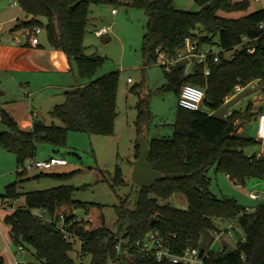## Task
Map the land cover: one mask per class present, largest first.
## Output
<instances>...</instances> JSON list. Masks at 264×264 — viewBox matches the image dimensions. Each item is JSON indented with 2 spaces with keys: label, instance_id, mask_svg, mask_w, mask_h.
I'll list each match as a JSON object with an SVG mask.
<instances>
[{
  "label": "trees",
  "instance_id": "obj_1",
  "mask_svg": "<svg viewBox=\"0 0 264 264\" xmlns=\"http://www.w3.org/2000/svg\"><path fill=\"white\" fill-rule=\"evenodd\" d=\"M79 1L75 8L71 5ZM199 11L178 8L174 0H131L143 8L148 16L143 36L142 54L156 62L157 48L175 54L188 38L200 43L215 42L233 57L220 53V61L211 63L205 75L197 65L194 72L185 73V63L166 69L168 82L163 89L173 88L180 96L182 87L192 83L205 89L204 105L217 110L239 85L264 78V7L239 17H227L220 11L246 9L249 1L196 0ZM32 18L20 27L40 26L46 30L51 46L63 50L78 65L81 77L88 83L64 91L65 99L53 108L62 124L45 123L35 119L31 130L19 127L15 118L1 110V119L9 130L0 131V146L14 152L18 162L37 157L40 144L66 145L69 130L89 134H113L118 114L119 72L113 71L94 78L104 58L86 52L84 38L91 21L92 4H114L116 0H18ZM208 4L206 7L205 5ZM40 17H45L42 21ZM254 48L251 52L250 49ZM139 91L138 85L133 86ZM138 134L147 127L148 109L138 104ZM240 111L217 115L205 109L190 110L180 106L172 137H154L149 142V161L164 177L151 186L140 185L135 199L130 194L120 196L116 205L118 231L107 226L103 204L73 197L74 186L63 184L25 193L26 204L6 215L11 227V239L18 246L28 243L34 248L36 262L30 264H187L158 260L150 251L135 244L149 233H155L175 254H183L189 247H197L204 256L203 264H264V202L250 210L232 197H218L211 186L209 172L215 168L226 173L235 183L264 178V153L250 152L258 140L239 132L236 122ZM256 116L248 109L246 120ZM135 157L140 145L136 142ZM26 173L18 170V174ZM47 172H39L41 175ZM68 178L72 173H47ZM22 180V179H21ZM17 182L8 187L6 197L16 198ZM113 183L126 185L125 176L117 166ZM175 194L185 195L189 207L180 208L168 202ZM83 209L87 217L79 218ZM44 210L45 216L36 213ZM64 215L72 238L65 237L56 224ZM237 223L244 236L234 249L216 252L201 247L205 232H222L221 223ZM233 226V224H232ZM129 240V253L116 248L119 238ZM81 240L79 258L71 254L75 239ZM90 259L86 260L85 257ZM0 264L5 259L0 255Z\"/></svg>",
  "mask_w": 264,
  "mask_h": 264
},
{
  "label": "rangeland",
  "instance_id": "obj_2",
  "mask_svg": "<svg viewBox=\"0 0 264 264\" xmlns=\"http://www.w3.org/2000/svg\"><path fill=\"white\" fill-rule=\"evenodd\" d=\"M240 1V0H232ZM246 9L235 11H220L219 13L227 17H239L252 12V7L262 5L263 0H248ZM14 0H0V25L2 32L14 34L18 41H28V35L25 29L30 27H20L13 29L15 22L21 19H27L28 14L20 4L13 5ZM131 0H116L114 4H92L91 21L88 25L84 43L86 52L96 53L104 58L103 63L97 69L95 77L110 73L119 72L118 83V114L115 120V129L113 134H89L84 131L69 130L67 133L66 145L53 146L49 143L39 145L37 157L47 158L49 155L63 156L68 160V164L57 166L47 173H72L68 178H61L51 174H41L35 169L26 171L24 174H18V170L29 164L25 160L23 164L18 162L14 152L0 146V255L6 254L12 259L17 258L21 264H30L36 262L34 248L23 243V247L16 245L11 239L10 225L6 222V215L12 209L26 204L25 193L38 189H47L63 184L74 186L73 197L83 201H93L103 204V212L109 229L118 231L116 205L120 203V196L130 194L133 201L136 197L140 184L132 177L133 160L136 153V142L139 140L137 118L139 114L138 104L143 101L148 109L147 131L148 141L154 137H172L174 134V122L177 112L180 108L179 97L173 88L163 89L168 82L166 69L161 62L148 61L143 57L142 44L143 36L146 32L148 16L146 11L138 6L132 5ZM178 8L188 9L190 11H199L202 6L196 0H174ZM117 8L118 13H112V8ZM16 16V20L6 21L9 17ZM19 17V19H17ZM46 21L45 17L40 18ZM113 25V30L104 35L98 36L95 29ZM42 41L47 40L45 29L39 32ZM231 50L225 52V57H229ZM73 69L70 74L76 73L73 85L88 83L90 78H84L79 75L78 65L72 60ZM74 72V73H73ZM51 74L46 82L53 83L52 86L37 91L29 96L26 92H13L21 96V102L25 101L23 106L26 108L27 116L31 114L45 123L55 122L62 124L60 118L53 113L56 104L65 99L64 91L74 86H56L62 78L60 72ZM69 73L66 74V76ZM131 78V81H129ZM260 79V78H259ZM255 79L248 83L243 89L236 88L235 92L227 97L225 103L214 113L217 115H227L234 110L240 111V124L244 127L242 134L254 136L258 143L248 148L250 152H258L264 148V140L258 136V126L253 121L256 116L246 120L248 109L253 113V106L264 111V79ZM35 78V81H38ZM138 85L139 91H135L133 86ZM240 87L242 85H239ZM238 87V86H237ZM29 90V89H28ZM25 91V90H24ZM8 95L0 91V103L6 101ZM31 102V108L26 107ZM27 103V105H26ZM20 104V103H19ZM17 104V106H21ZM208 111V106L203 104ZM20 116L23 119L24 110ZM0 107V113H1ZM29 111V112H28ZM32 111V112H31ZM1 115V114H0ZM225 115V116H226ZM20 128L31 130L33 126H25L22 122ZM9 130L8 126L0 117V131ZM260 140V141H259ZM117 166L126 179V185L116 186L113 183V176ZM211 177V190L218 197H232L248 209H255L260 203L264 202V178H253L244 184L235 183L226 173L218 171L215 168L209 172ZM22 179V180H21ZM17 182L16 190L19 195L16 198L6 197L8 187ZM261 192L262 197L253 199L251 192ZM168 202L180 208H188L189 203L185 195L175 194L168 199ZM78 215L86 218L87 214L83 209L77 210ZM234 223V224H233ZM234 227H231V225ZM222 233L215 238H209L210 234H203L202 243L211 247L214 251H222L223 248L234 249L238 242L244 236V230L235 222L221 223ZM228 228V230H227ZM211 242V243H210ZM81 248V240L75 239V250L71 253L73 257L79 258L78 252ZM86 260L90 257L86 256ZM109 264H114L109 262Z\"/></svg>",
  "mask_w": 264,
  "mask_h": 264
},
{
  "label": "built area",
  "instance_id": "obj_3",
  "mask_svg": "<svg viewBox=\"0 0 264 264\" xmlns=\"http://www.w3.org/2000/svg\"><path fill=\"white\" fill-rule=\"evenodd\" d=\"M19 4L18 0H14L13 5ZM113 12L116 13L117 9L114 8ZM260 27L264 28V22L260 23ZM42 27L34 26L25 29L28 35V42L31 45H38L40 44V37L39 32H41ZM113 30V25H108L106 27H101L95 29V33L98 36H104L110 33ZM16 40H14L15 42ZM157 62H161L166 69L170 70L173 66L180 62L185 63V73L189 74L194 72L195 67L197 65L202 67V70L205 75L210 74L211 72V63H215L220 61V53L227 52V50H223L219 44L215 42H207V43H200L198 39L193 40L188 38L185 44L179 48L175 54H171L163 49L161 46L157 48ZM251 52L254 51V48L250 49ZM233 57V52H231L228 58ZM263 78H260L261 80ZM131 81V78H129ZM241 87L238 86L237 90ZM205 100V89L201 86L186 83L181 90L179 96V105L190 109V110H199L204 109L203 102ZM258 136L264 140V112H260L258 114ZM264 151H259L258 155H262ZM29 164L27 166L22 167L20 170L31 171L35 169L36 171L43 172V171H51L57 166L68 164V160L63 156L52 155L47 158H30L27 159ZM250 196L255 199H259L262 197V193L260 192H251ZM41 216H45L44 210H36ZM79 218H81L79 216ZM65 222L64 215L61 216V219L57 221V228L60 229L65 237L72 238V234L67 229ZM232 226V225H231ZM217 235H220L222 232H216ZM216 235V236H217ZM129 240L125 238H119L116 248L118 251L123 249V244H125V254H128L129 249L128 247ZM137 246L142 248L143 250L153 252L158 260H167L174 263L184 262L187 264H203L204 261V254L201 253V250L197 247H189L187 248L183 254H175L173 253L163 242V240L157 236L155 233H149L144 239L137 240L135 242ZM22 248V246H20Z\"/></svg>",
  "mask_w": 264,
  "mask_h": 264
},
{
  "label": "crops",
  "instance_id": "obj_4",
  "mask_svg": "<svg viewBox=\"0 0 264 264\" xmlns=\"http://www.w3.org/2000/svg\"><path fill=\"white\" fill-rule=\"evenodd\" d=\"M263 7H264V0L262 1L261 6L252 7L251 10L254 11L256 9H260ZM114 8H112V13L115 15L116 13H118V10L116 13H114L113 12ZM15 18L16 16L9 17L8 19H5L4 22L12 21V20L14 21L16 20ZM31 18L32 15L28 14L27 19H21L18 21L23 22ZM17 19H19V17H17ZM14 40L16 41L14 42ZM72 69H73L72 61L69 59L67 54L63 50L51 46L48 39L45 42L40 39V44L34 46L25 40L18 41L17 37L12 33L11 34L3 33L0 25V91L2 94L8 95L6 101L3 100L2 103H0V107L1 109H4L7 112H9L15 118L18 125H20V123L22 122L27 127L33 126L35 117L37 116L38 118L39 114L38 115L33 114V118L31 117L30 114L28 117L26 108L25 106L22 105L25 103V101L21 102L20 101L22 99L21 96L13 94V92L15 91L20 93L26 92L29 96H32L37 91L42 90L43 88H46L48 86H52L53 83L46 82V79H48V76L51 75L49 73H57V72L61 73L62 78H60V81L56 84V86L77 87L86 84L84 83L79 85H73V82L75 81L73 79V76L76 77V73L73 72L74 73L73 75L70 74V71H72ZM67 73H69L68 74L69 76H66ZM35 78H38L39 80L35 81ZM245 86H241L240 90L243 89ZM228 99H230V97ZM17 104L22 105V108L21 106H17ZM28 106L31 108V102H29V105L26 106L29 109ZM24 108H25L24 116L23 119L21 120L20 116ZM252 109L254 110L253 114L256 115V118L253 119V121H255V123L258 126V114L264 111L257 109V106H253ZM208 111L210 113H214L216 110L208 109ZM229 114H231V112H229ZM229 114L227 113V115ZM237 123L239 124L238 131L243 132L244 127L242 126V124H240L241 123L240 118L237 121ZM261 151H264V148ZM52 155L53 154L49 155L48 157ZM231 227H234V225ZM10 231H11V227H10ZM208 233L210 234L209 238H211L213 241V239L216 236L215 233L213 232H208ZM201 247L205 249H212L211 247L204 245L202 243V239H201ZM2 256L5 259V264H21L20 262H17L16 256L15 257L12 256V259L9 258L6 254H2Z\"/></svg>",
  "mask_w": 264,
  "mask_h": 264
},
{
  "label": "water",
  "instance_id": "obj_5",
  "mask_svg": "<svg viewBox=\"0 0 264 264\" xmlns=\"http://www.w3.org/2000/svg\"><path fill=\"white\" fill-rule=\"evenodd\" d=\"M78 3L79 1L72 4L71 8H75ZM205 6L207 7L208 4H206ZM21 23L22 22L20 21L16 22L13 26V29L21 26ZM138 144L140 145L139 156L133 160L132 177L140 185L149 187L156 180L162 179L164 177V174L153 168L152 164L149 161L150 147L146 128L142 129L141 134L139 135Z\"/></svg>",
  "mask_w": 264,
  "mask_h": 264
}]
</instances>
